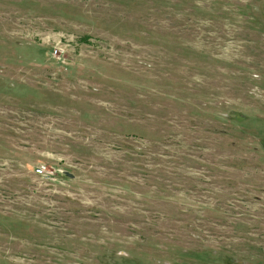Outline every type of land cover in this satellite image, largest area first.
Segmentation results:
<instances>
[{"label": "rangeland", "instance_id": "obj_1", "mask_svg": "<svg viewBox=\"0 0 264 264\" xmlns=\"http://www.w3.org/2000/svg\"><path fill=\"white\" fill-rule=\"evenodd\" d=\"M0 264H264V0H0Z\"/></svg>", "mask_w": 264, "mask_h": 264}, {"label": "built area", "instance_id": "obj_2", "mask_svg": "<svg viewBox=\"0 0 264 264\" xmlns=\"http://www.w3.org/2000/svg\"><path fill=\"white\" fill-rule=\"evenodd\" d=\"M45 171H46V167H45V166H40V167L37 168V172H38L39 174H41V175H42Z\"/></svg>", "mask_w": 264, "mask_h": 264}]
</instances>
